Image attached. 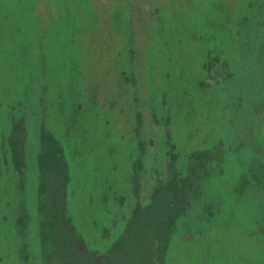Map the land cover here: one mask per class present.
Segmentation results:
<instances>
[{
	"label": "rangeland",
	"instance_id": "obj_1",
	"mask_svg": "<svg viewBox=\"0 0 264 264\" xmlns=\"http://www.w3.org/2000/svg\"><path fill=\"white\" fill-rule=\"evenodd\" d=\"M216 56L227 69L208 72ZM20 116L22 174L7 149ZM42 128L64 148L67 214L92 250L213 148L166 264H264V0H0V264L46 263Z\"/></svg>",
	"mask_w": 264,
	"mask_h": 264
},
{
	"label": "trees",
	"instance_id": "obj_2",
	"mask_svg": "<svg viewBox=\"0 0 264 264\" xmlns=\"http://www.w3.org/2000/svg\"><path fill=\"white\" fill-rule=\"evenodd\" d=\"M225 60L214 57L207 71ZM227 72V71H226ZM229 77L230 73L227 72ZM27 128L23 117L11 118L7 135V149L13 166L23 173ZM221 144V143H220ZM216 149V148H215ZM222 150L198 148L187 156L185 172L174 171L166 180L154 183L149 201L136 202L121 234L104 252L92 250L77 232L67 214V186L69 165L64 148L54 134L42 128L37 165L39 186L37 204L40 215L39 238L45 264H166V253L176 221L183 216L197 191V181L210 174V168L221 159ZM139 160L133 172L134 192L138 195Z\"/></svg>",
	"mask_w": 264,
	"mask_h": 264
}]
</instances>
